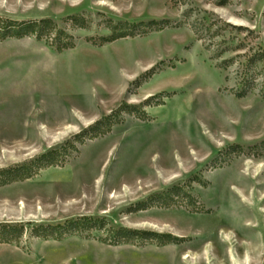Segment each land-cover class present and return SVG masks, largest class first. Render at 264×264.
<instances>
[{"label":"rangeland","instance_id":"obj_1","mask_svg":"<svg viewBox=\"0 0 264 264\" xmlns=\"http://www.w3.org/2000/svg\"><path fill=\"white\" fill-rule=\"evenodd\" d=\"M0 18L75 40H0V264H264V0H0ZM110 21L133 35L94 45Z\"/></svg>","mask_w":264,"mask_h":264},{"label":"trees","instance_id":"obj_2","mask_svg":"<svg viewBox=\"0 0 264 264\" xmlns=\"http://www.w3.org/2000/svg\"><path fill=\"white\" fill-rule=\"evenodd\" d=\"M74 24L79 22V18L72 17L69 18ZM148 26H157L159 30L165 28L167 23H163L161 26L157 23H150ZM124 24H116L114 25L112 21H110L109 30L110 36L102 37L99 39V42H94V45L102 46L104 44L112 43L116 40L132 36L133 33H129L130 31H126L124 29ZM135 28V26H133ZM26 36H35L38 40L42 39H50L51 38V45L54 46L57 51L62 52L64 50L73 49L75 47V40L72 36L67 35L62 29H60L59 25L53 22L50 19H43L39 21H29V22H14L10 20H5L0 18V40H5L8 38H24ZM43 162L46 165H53L54 162L59 158L56 155V152H52L49 155H45L43 157ZM32 174L28 173L22 175L20 173L18 179L16 180H25L31 178ZM180 191L176 188L167 191L164 193L160 198V206L169 208L173 205L174 198H179ZM100 222L93 221L92 219H84L77 221L76 223H71L65 226H57V227H49L42 233L41 236L43 237H62L66 232H82L88 230H94L98 228ZM9 228V226H7ZM5 239L0 238V242H7L3 241Z\"/></svg>","mask_w":264,"mask_h":264}]
</instances>
